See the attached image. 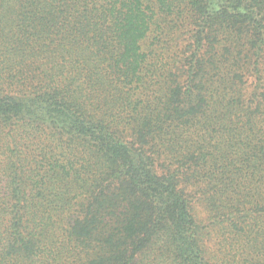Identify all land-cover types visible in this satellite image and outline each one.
I'll use <instances>...</instances> for the list:
<instances>
[{
  "label": "trees",
  "instance_id": "obj_1",
  "mask_svg": "<svg viewBox=\"0 0 264 264\" xmlns=\"http://www.w3.org/2000/svg\"><path fill=\"white\" fill-rule=\"evenodd\" d=\"M263 53L264 0H0V264H264Z\"/></svg>",
  "mask_w": 264,
  "mask_h": 264
},
{
  "label": "rangeland",
  "instance_id": "obj_2",
  "mask_svg": "<svg viewBox=\"0 0 264 264\" xmlns=\"http://www.w3.org/2000/svg\"><path fill=\"white\" fill-rule=\"evenodd\" d=\"M218 47L219 48L216 49V52L218 54H220L221 51L223 50V42H221V44H219ZM229 54L235 55L236 54V50L233 51L231 49V51L228 52V55ZM260 72H261V74H260L261 75V83L258 84V89H259L258 93L259 92H262V91L264 93V53L262 54V58H261V62H260ZM243 84H244L243 88H245V91L246 92L250 91L253 88V81L250 80V79L249 80H246L245 79ZM195 211H196V213L199 214V217H203L204 216L203 213H202V209L200 207L195 206ZM214 242H215V237H213V236L207 237L206 242H205V251L206 252H208V253H214L216 251V249H218L215 246V243Z\"/></svg>",
  "mask_w": 264,
  "mask_h": 264
}]
</instances>
